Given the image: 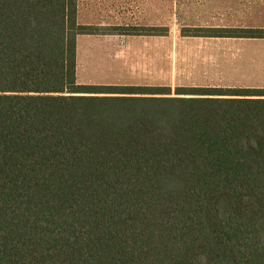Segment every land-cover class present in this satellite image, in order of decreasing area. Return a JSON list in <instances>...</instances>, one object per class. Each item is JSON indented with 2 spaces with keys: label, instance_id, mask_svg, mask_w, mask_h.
I'll return each mask as SVG.
<instances>
[{
  "label": "trees",
  "instance_id": "obj_1",
  "mask_svg": "<svg viewBox=\"0 0 264 264\" xmlns=\"http://www.w3.org/2000/svg\"><path fill=\"white\" fill-rule=\"evenodd\" d=\"M87 1L0 0V264H264V88L78 84V37L169 32Z\"/></svg>",
  "mask_w": 264,
  "mask_h": 264
},
{
  "label": "rangeland",
  "instance_id": "obj_2",
  "mask_svg": "<svg viewBox=\"0 0 264 264\" xmlns=\"http://www.w3.org/2000/svg\"><path fill=\"white\" fill-rule=\"evenodd\" d=\"M81 22L167 26L166 36L77 39V83L264 88V38L183 36L184 27L264 29V0H100ZM96 2H98L96 0Z\"/></svg>",
  "mask_w": 264,
  "mask_h": 264
},
{
  "label": "crops",
  "instance_id": "obj_3",
  "mask_svg": "<svg viewBox=\"0 0 264 264\" xmlns=\"http://www.w3.org/2000/svg\"><path fill=\"white\" fill-rule=\"evenodd\" d=\"M105 1H106V0H105ZM87 2H89V1H87ZM89 3H90V2H89ZM95 6H96V4H95L94 1H93V3H92V4L90 3V4L88 5L87 8H92V7H95Z\"/></svg>",
  "mask_w": 264,
  "mask_h": 264
}]
</instances>
